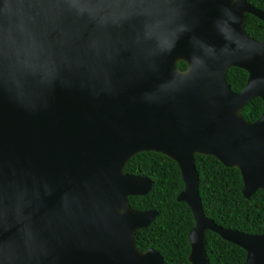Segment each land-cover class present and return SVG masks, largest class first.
<instances>
[{
    "label": "water",
    "instance_id": "water-1",
    "mask_svg": "<svg viewBox=\"0 0 264 264\" xmlns=\"http://www.w3.org/2000/svg\"><path fill=\"white\" fill-rule=\"evenodd\" d=\"M247 13L264 19L247 0H0V264H165L136 240L158 211L129 204L152 189L125 170L144 151L179 165L190 264H211L207 231L264 264V232L206 216L195 164L238 168L246 198L264 189V108L242 114L264 103ZM233 66L248 72L238 92Z\"/></svg>",
    "mask_w": 264,
    "mask_h": 264
},
{
    "label": "trees",
    "instance_id": "trees-1",
    "mask_svg": "<svg viewBox=\"0 0 264 264\" xmlns=\"http://www.w3.org/2000/svg\"><path fill=\"white\" fill-rule=\"evenodd\" d=\"M264 12V0H247ZM245 30L256 40L264 39V19L246 14ZM181 69L187 63L179 62ZM248 72L233 66L227 71V80L233 91L242 90ZM262 98H253L242 110L248 121H256L263 112ZM195 164L200 176L199 191L206 216L218 225L251 234L264 232V189L251 197L243 195V178L236 167H227L214 156L196 154ZM126 172L145 176L152 181V189L145 195L130 196L129 204L140 211L157 210L158 216L150 225L136 231L138 247L145 251L158 250L165 264H190L189 231L194 216L189 205L178 200L184 187L178 163L155 151L135 155L127 164ZM207 255L211 264H244L247 252L242 247L223 239L218 233H206Z\"/></svg>",
    "mask_w": 264,
    "mask_h": 264
}]
</instances>
